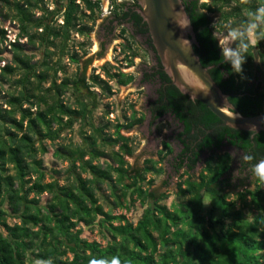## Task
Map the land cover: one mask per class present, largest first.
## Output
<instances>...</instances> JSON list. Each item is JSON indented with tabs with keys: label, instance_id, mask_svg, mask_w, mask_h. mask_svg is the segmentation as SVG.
Wrapping results in <instances>:
<instances>
[{
	"label": "trees",
	"instance_id": "obj_1",
	"mask_svg": "<svg viewBox=\"0 0 264 264\" xmlns=\"http://www.w3.org/2000/svg\"><path fill=\"white\" fill-rule=\"evenodd\" d=\"M1 1L14 13L11 20L17 21L18 33L15 41L9 43L10 63L0 66V264H34L38 259L48 258L53 264H89L93 258L112 256H118L122 264H264V184L253 177L252 189L236 192L241 203V208H236L235 201H228V192L242 189L247 178L232 183L228 154L211 155L197 177L189 175L199 160L200 150H217L224 137L228 138L227 144L251 156L247 162L255 165L264 159V131L252 133L218 127L220 121L203 106L204 117L195 124L203 127L198 130L204 136L203 141L198 144L197 151L185 146L181 155L188 159L191 154V158L186 163L182 159L176 165L177 170L185 167L184 173L188 175L176 187L177 198L184 200L174 204L172 209L161 204L165 196L158 197L141 187L134 188L144 176L140 170H132L136 176L132 183L122 185L120 197L134 189L132 194H136L141 206H145L140 218L132 223L125 215L106 212L97 198L99 186L110 184L114 190L115 184H121L129 171L124 168L123 155L116 152L113 161L117 167L93 164V160L105 156L98 150L97 142L121 143L123 154L130 155L129 139L122 136L120 130L129 129L142 119L116 124L113 139L105 135L102 128L93 127L85 104L79 103L75 109L62 103L60 97L72 84L67 80L57 83L55 75L60 70L59 64L53 66L47 61L52 55L48 49L55 48L57 40L63 56L70 32L76 30L81 34L85 31V27L77 28L82 14L77 0H61L60 9L51 11L42 0ZM80 2L91 12L97 6L89 0ZM183 5L198 42L193 49L201 65L209 68L211 78L223 94L229 95L228 101L242 116L263 115L264 66L255 64L254 51L259 43L250 45L246 30L251 23L264 26V20L256 18L264 0H183ZM36 11L40 12L37 17ZM58 14L62 24L54 26ZM215 17H218L216 23L213 22ZM228 22H233L230 31L237 25L243 30L233 44L245 60L240 73L233 70L232 60H225L224 51L217 47L215 34ZM6 36V31L0 28V47L7 42ZM21 39L33 45L37 39L44 46L46 64L43 68L23 57ZM2 54L0 48V56ZM260 57L264 65V57ZM16 71L21 72V78L10 81ZM49 71L53 77L50 86L44 88ZM4 84L16 86L18 90L2 95ZM34 106L36 110L32 111ZM174 108L178 112V104ZM177 119L185 123L179 112ZM78 120L87 121L92 128L90 135L83 136L86 147L58 145L54 156L68 165L64 171L65 183L60 185L57 180L45 183L41 162L36 159L35 142L44 153V140L55 142L63 130H71ZM191 127L186 123L183 134ZM212 129L211 133L206 132ZM189 135L190 143L197 141L198 137ZM252 135L254 139L250 140ZM166 148L169 154L171 149ZM83 173L90 174L91 178L82 177ZM113 174L118 175L116 181ZM30 194L33 197L29 199ZM43 194L49 199L45 205H40L39 197ZM114 197V205L122 207L120 197ZM4 203L18 223H8L9 214L3 209ZM245 210L250 213L249 218ZM92 225H96L105 240L104 245L81 238L82 227Z\"/></svg>",
	"mask_w": 264,
	"mask_h": 264
},
{
	"label": "rangeland",
	"instance_id": "obj_2",
	"mask_svg": "<svg viewBox=\"0 0 264 264\" xmlns=\"http://www.w3.org/2000/svg\"><path fill=\"white\" fill-rule=\"evenodd\" d=\"M199 1L209 2V0ZM42 3L45 5L48 11L60 9V7L63 5V2L61 0H42ZM102 5L105 8L106 1ZM80 9H82V14L80 15L81 21L79 22L80 27H85L84 32L88 31L90 35L89 38L81 35L77 36L76 30H72L70 32V36L66 44L68 45L67 47H71L70 50L80 45H94V43L96 42L95 34L97 32V24L92 22V18H88L87 12L84 13L85 9L83 8L82 3L80 4ZM34 13L35 17L40 15V12L36 11ZM99 13L100 10L98 7L96 14L98 15V18H101L99 16ZM101 13L102 15H105V11ZM5 16L7 18H4ZM13 16L14 13L9 8H7L5 4L0 0V28H3L6 31V35H10L12 39H15L18 33V29L17 21L11 20ZM55 19L56 21L53 24L54 26L61 23L60 14H58ZM217 20L218 17H215L213 19V22L216 23ZM231 23L233 22H228L224 24L223 28L219 29V31H217L215 35L218 38L220 46L224 51L225 49H230L235 52V49L233 48L234 40L239 34H241L243 30L237 25L233 28L232 31H230L229 28ZM255 24L257 25L255 33L258 31V34L256 35V37H259L258 41L255 38H250L248 28L246 30V37L250 45H255L259 43V47L256 48L254 51L255 64L259 66H264L261 63L260 57V55L264 57V26L257 23ZM39 32H41V30H39L38 33ZM233 32L235 33V37L230 36V33ZM9 43L11 42L7 40V42H5L0 47L3 51V54L0 56V66L10 63L11 61L12 51L10 49ZM20 43L23 46V57L29 59L31 63H37L41 68H43L42 65L46 64V60L43 59L44 46L42 47L37 39H35L34 45L28 44L26 39H21ZM55 44L57 45L55 48L48 49V51H50L52 55L51 59H48L47 61L53 66L55 65V63L58 62V67L60 70L57 71L55 79L57 83L60 84L63 79H66L67 77H72L73 73H75V71H78V65L68 63L65 54L64 56L60 55L59 41L56 40ZM79 67L82 68L83 66L80 65ZM20 73L21 72L16 71L15 74L11 76L10 81L20 79ZM47 74L48 79L46 82L43 83L44 88H48L50 86V80L53 77L52 71H49ZM90 74L91 73L88 70L86 73V77H90ZM92 86V91H94L95 93L93 95V99L95 101L90 99L92 96L90 97L89 94L85 95V93L82 91L78 92L76 88L72 85L68 86V88L62 94V96L60 97L61 101L64 105L71 106L75 109L79 107V103L85 104L87 110L90 112V123L93 125V127L102 128L103 133L105 135L111 136L114 139L116 137L114 133V126L116 124L125 125L127 123L132 122L133 120L128 118L131 111H141L142 104L144 107V101H123V96L125 94L124 89L118 91L116 95L117 101H108L107 97L104 96V93H102L101 90H99L95 84L91 83V87ZM17 90L18 87L16 86L4 84V92L2 93V95L6 92L12 93ZM35 110V106L34 108L32 107V111ZM137 116L138 113L134 116L135 119ZM16 117L19 118V115H16ZM141 117L142 114L139 113V118ZM141 119V122H139L138 124H134L131 128L120 130L121 135L129 139L128 149L131 151L130 155L126 156L123 154L124 152L121 148V143L114 145L112 143L105 144L98 141V150L103 151L105 156L104 158H100L99 160H93V164H100L103 167H105L106 164L112 165L113 167H117L115 162L113 161V154L116 152L123 155L124 161L126 162L124 168L129 171V174H125V179L121 184H115L114 190L110 187V184H101L97 191V198L99 203L102 205L104 211L110 212L113 215H125L126 219L132 223H136L138 221L143 210L145 209V206H141L140 201L136 199V194H132V191L134 189L127 190L125 192V196L123 198L120 197L122 193V185L132 183L133 177L136 176L134 174L135 172L133 173L132 170H140L141 174L144 176V180L136 183L134 188L141 187L143 190H148L150 192L155 193V195L158 197L165 196L166 198L163 199L160 203L166 205L170 209L173 208L174 204L177 205L182 200H184L181 198H177L176 187L181 180H185L188 176L182 172L178 175L170 177L166 165L168 156L164 154L163 150H159L160 142L162 140H169V122L167 120H164L161 123L156 122L153 124L152 122L145 120V117ZM91 131L92 128L87 124V121L83 122V120H78L74 123V126L71 130H63L60 134V138L57 139L55 142L44 140L42 143L45 148L44 153H42L40 150V144L37 141L35 142V148L37 149L36 159L41 162L43 171L45 173V183L57 180L58 184L62 185L63 183H65L67 177L64 174V171L68 166L67 162H63L61 159L56 158L54 156L55 148L58 145L68 146L69 144L78 147H86L85 142L83 140V136L86 137L90 135ZM88 158L89 156H85V159ZM147 160L152 161V163L145 164ZM148 167L150 168V170L146 171L145 169H147ZM200 167L201 165L199 166L196 172H191L189 173V175L192 177H197L200 173ZM10 173L13 174L12 171ZM82 177L91 178V175L88 173H83ZM117 179L118 175L113 174V180L116 181ZM150 182L152 183L149 184ZM14 184L17 185L16 183ZM252 186H249L248 188L252 189ZM242 190L243 189H239L237 191L228 192L229 196L227 197V199L228 201H235L236 208H241V203L237 200L236 192H240ZM114 195L120 197L119 202L123 205L122 207H116L114 205ZM32 197L33 195L30 194L29 199ZM48 199L49 197L47 196V194H43L39 197V204L45 205ZM3 209L4 211H6L7 214L10 213V208L7 203H4ZM244 213L248 218L250 217V213H248L247 210H245ZM7 221L9 224L19 222L17 219L12 218L10 214L7 218ZM81 238L88 242L96 241L101 245L105 244V240H103L100 236L96 225H92L91 227H82Z\"/></svg>",
	"mask_w": 264,
	"mask_h": 264
},
{
	"label": "flooded vegetation",
	"instance_id": "obj_3",
	"mask_svg": "<svg viewBox=\"0 0 264 264\" xmlns=\"http://www.w3.org/2000/svg\"><path fill=\"white\" fill-rule=\"evenodd\" d=\"M89 1L97 5L94 7L93 12L84 10V13L87 12L88 18H92V22L97 24L96 42L94 45H80L72 50H70V46L67 47L68 45H66L63 56L65 54L68 63L78 65V71H75L72 77H67L61 82L67 80L68 83L74 84L75 86H73L84 92L85 95L89 94L90 97L92 96L91 100H94L93 95L95 94L92 91V83L104 93L108 101H117L116 95L121 89L125 91L123 101H144V107L142 104L141 111L132 110L128 118L134 121V116L138 113L136 120H139V113H141V118L145 117V120L153 124L167 120L169 122V140H162L159 150H163L164 154L168 156L166 165L170 177L184 173L185 167L177 170L176 165L182 159H185L181 155L185 146L197 151L198 144L203 141L204 136L198 131L203 129V127L195 124L201 117H204V105L199 101L182 95L172 85L170 78L166 75L160 63L147 25L140 15L141 7L136 0ZM105 1L106 6L104 8L102 4ZM76 4L80 5V0H77ZM98 7L101 18H98L96 14ZM104 11L105 15H102L101 12ZM79 22L77 28L80 27ZM60 24H62V19ZM76 35L89 38L90 33L87 31L80 34L76 31ZM217 47L224 51L218 38ZM223 53L225 55V51ZM228 59L226 58L225 60ZM80 65L83 67L80 68ZM88 70L91 73L90 77H86ZM78 81L82 82L76 84ZM176 104L179 106L178 112L185 118V123H181L177 119L178 112L174 108ZM186 123L192 125V127L187 134H183L186 129ZM216 126L220 127L219 124ZM212 131L213 129L210 131L206 130L207 133ZM181 134L183 135L181 136ZM189 134L198 137L197 141L190 143L188 140ZM224 138L220 148L217 150H200L199 160L193 173L197 171L200 165L201 171L204 167V162L211 155L228 154L231 160V170L233 167V173L231 174L232 183L235 184L247 178L241 188L246 189L252 186V162H247L244 159L245 154L241 148L227 144L228 138ZM167 146L171 149L169 154H167ZM187 158H191V154ZM188 159H185V163ZM234 173H237L235 182H233Z\"/></svg>",
	"mask_w": 264,
	"mask_h": 264
},
{
	"label": "water",
	"instance_id": "obj_4",
	"mask_svg": "<svg viewBox=\"0 0 264 264\" xmlns=\"http://www.w3.org/2000/svg\"><path fill=\"white\" fill-rule=\"evenodd\" d=\"M136 2L164 72L179 93L202 103L220 121V127L252 132L249 126L255 125V133L264 131V114L242 116L211 78L209 68L201 65L193 49L198 42L183 0Z\"/></svg>",
	"mask_w": 264,
	"mask_h": 264
},
{
	"label": "clouds",
	"instance_id": "obj_5",
	"mask_svg": "<svg viewBox=\"0 0 264 264\" xmlns=\"http://www.w3.org/2000/svg\"><path fill=\"white\" fill-rule=\"evenodd\" d=\"M256 18L260 20H264V5H261V7L257 10ZM257 28V25L255 23H252L248 27V33L250 38H255L257 41L259 37H256L255 29ZM230 36L235 37V33H230ZM225 57L230 58L232 60V67L233 70L236 73H240L242 71L241 65L245 62L244 57L240 54L239 51H232L230 49H225ZM264 123V121H262ZM250 129L253 133L256 131L255 125H250ZM250 138L254 139V135H252ZM245 160H251V156H245ZM252 176L259 180L261 184H264V159L260 160L258 163L252 166L251 168ZM237 173H234L233 175V182H235ZM211 202H209L210 204ZM35 264H53V261L51 258H48L46 260L38 259L35 261ZM89 264H122L120 258L118 256H112L111 258H101V259H91L89 261Z\"/></svg>",
	"mask_w": 264,
	"mask_h": 264
},
{
	"label": "built area",
	"instance_id": "obj_6",
	"mask_svg": "<svg viewBox=\"0 0 264 264\" xmlns=\"http://www.w3.org/2000/svg\"><path fill=\"white\" fill-rule=\"evenodd\" d=\"M93 1H94V0H93ZM6 37H7V40H8L9 42H11V43L15 41V39H12L10 35H7Z\"/></svg>",
	"mask_w": 264,
	"mask_h": 264
}]
</instances>
